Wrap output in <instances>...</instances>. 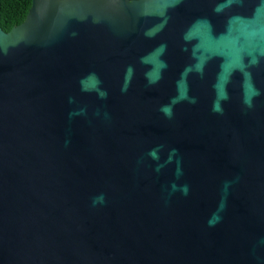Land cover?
Instances as JSON below:
<instances>
[{
	"label": "water",
	"instance_id": "water-1",
	"mask_svg": "<svg viewBox=\"0 0 264 264\" xmlns=\"http://www.w3.org/2000/svg\"><path fill=\"white\" fill-rule=\"evenodd\" d=\"M0 264H264V0L0 28Z\"/></svg>",
	"mask_w": 264,
	"mask_h": 264
},
{
	"label": "trees",
	"instance_id": "trees-1",
	"mask_svg": "<svg viewBox=\"0 0 264 264\" xmlns=\"http://www.w3.org/2000/svg\"><path fill=\"white\" fill-rule=\"evenodd\" d=\"M31 0H0V28L8 32L25 19Z\"/></svg>",
	"mask_w": 264,
	"mask_h": 264
}]
</instances>
